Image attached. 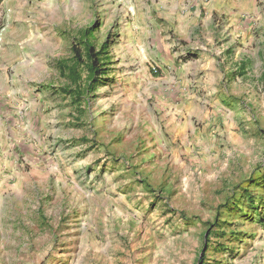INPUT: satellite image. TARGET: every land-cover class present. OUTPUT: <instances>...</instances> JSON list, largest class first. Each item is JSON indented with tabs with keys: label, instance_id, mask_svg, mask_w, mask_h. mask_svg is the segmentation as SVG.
Here are the masks:
<instances>
[{
	"label": "rangeland",
	"instance_id": "374dc122",
	"mask_svg": "<svg viewBox=\"0 0 264 264\" xmlns=\"http://www.w3.org/2000/svg\"><path fill=\"white\" fill-rule=\"evenodd\" d=\"M148 8L0 0V264H264V16L204 32L180 95ZM87 27L107 74L81 108L58 61Z\"/></svg>",
	"mask_w": 264,
	"mask_h": 264
},
{
	"label": "crops",
	"instance_id": "0c3cea01",
	"mask_svg": "<svg viewBox=\"0 0 264 264\" xmlns=\"http://www.w3.org/2000/svg\"><path fill=\"white\" fill-rule=\"evenodd\" d=\"M153 1L156 3V8L146 10L148 20H143L145 27H142L141 31L147 37L148 47L164 49L163 56L157 55V58L166 66L164 71L175 70V74L170 78L172 81L178 79L177 94L180 95L189 91L188 74L192 73L188 66L190 60L198 61L200 65L205 63V59L201 61L202 51L207 44L203 41L204 32L214 34L217 31L216 27L220 26L221 17H226L230 22L229 25H233L238 30L243 29L244 25L251 27L252 20L257 24L264 16V0ZM222 21L225 23L224 19ZM149 24L154 29H151ZM151 35L153 37L150 40ZM208 41L213 42L216 48L218 41H215V38L211 36ZM181 44L191 45L188 50L198 51V57L188 60H184L183 57L178 59L170 49ZM170 62L173 63V67L168 65ZM165 80L170 79H162Z\"/></svg>",
	"mask_w": 264,
	"mask_h": 264
},
{
	"label": "trees",
	"instance_id": "16d2710c",
	"mask_svg": "<svg viewBox=\"0 0 264 264\" xmlns=\"http://www.w3.org/2000/svg\"><path fill=\"white\" fill-rule=\"evenodd\" d=\"M95 39L94 28L81 30L71 44V56L58 61L61 75L68 80L67 84L59 87V91L81 108L90 101L91 96H95L107 74V52L105 47L96 46ZM198 55V51L187 50L183 59L197 58Z\"/></svg>",
	"mask_w": 264,
	"mask_h": 264
}]
</instances>
